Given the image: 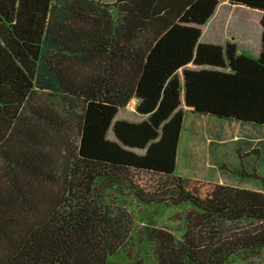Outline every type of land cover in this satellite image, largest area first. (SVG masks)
I'll return each mask as SVG.
<instances>
[{"label":"trees","instance_id":"16d2710c","mask_svg":"<svg viewBox=\"0 0 264 264\" xmlns=\"http://www.w3.org/2000/svg\"><path fill=\"white\" fill-rule=\"evenodd\" d=\"M228 2L263 12L256 57L199 42L218 0H0V264L131 257L111 192L187 204L179 237L145 227L153 264L260 262L264 179L174 174L181 96L195 114L264 122V0ZM132 98L143 118L115 119Z\"/></svg>","mask_w":264,"mask_h":264},{"label":"crops","instance_id":"0c3cea01","mask_svg":"<svg viewBox=\"0 0 264 264\" xmlns=\"http://www.w3.org/2000/svg\"><path fill=\"white\" fill-rule=\"evenodd\" d=\"M228 7L240 8L247 14L245 17L243 16L244 19L239 18L243 22L239 25L241 29L237 28L238 34L231 36L228 42L235 43L238 54L256 57L262 33L259 19L263 15V12L230 4L229 2ZM216 9L217 6L212 16L200 26L201 34L199 42L201 43L218 44L203 35V27L207 22L212 20ZM231 14V12L228 13V16H230L228 17V21L231 20ZM249 16L253 18L248 19ZM186 68L200 69L210 67H199L190 63L186 65ZM181 108L184 111V115L176 148L174 174L180 177L194 178L239 188L261 190V179H264V122L253 124L233 119H218L209 115L195 114L184 105L182 96ZM186 117L191 120L190 123H199L200 125H205L214 120L224 122L222 123V131L216 134L218 135V140H214L209 136L206 130L201 134V131L204 129L194 125L193 133L189 134L187 144L183 146L181 134ZM214 141L217 143H212ZM198 143L201 145L200 148H203L202 153H198L197 151L196 145ZM223 164L226 167H221ZM215 166L216 170L209 169V167L214 168ZM228 171H232L233 179H240L239 184L234 183L233 180H228Z\"/></svg>","mask_w":264,"mask_h":264},{"label":"rangeland","instance_id":"374dc122","mask_svg":"<svg viewBox=\"0 0 264 264\" xmlns=\"http://www.w3.org/2000/svg\"><path fill=\"white\" fill-rule=\"evenodd\" d=\"M106 1L110 3L114 0ZM112 12L114 13L115 10L112 9ZM230 12L232 13L231 20L228 21V17H230L228 16V13ZM248 13L252 14L251 12ZM246 15L247 14L240 8L235 9L228 7V0H218L217 9L212 20L207 22V24L203 27V35L210 38L214 41V43H218L223 46L229 41L231 36L238 34L236 29H241L239 25H241L242 22L239 18L244 19ZM252 18V16L248 17V19ZM178 74L181 75V71H178ZM136 102L135 98L130 99L124 107L118 110L115 119L127 120L131 122L140 121L143 117L135 112ZM190 121L191 120L186 117L183 124L181 134V143L183 146L187 144L189 134L193 133L194 125L204 129L201 131V134L206 130L209 136H211L214 140H218V135L216 134L222 131V123H224L214 120L210 123H206L205 125H200L199 123H190ZM107 138L113 140L115 139L111 129L107 132ZM212 143L217 142L214 141ZM196 146L195 147L197 148L198 153H202L203 148H200V143ZM221 167L226 166L223 164ZM209 169L216 170V166L214 168L209 167ZM228 173L229 181L233 180L236 184L240 183L239 178L233 179L232 171H228ZM111 195L113 197L112 200L118 205L124 207L130 213L132 218L130 238L124 245V248L128 250L131 257L128 256L127 252L120 250L109 256L106 260V264H153V256L151 254L150 245L147 242L144 233V229L147 226H155L169 230L176 237H179L182 234V216L187 209V204H181L178 206L164 204L142 205L129 195H120L115 192H111ZM231 264L246 263L239 258H235ZM256 264H264V257Z\"/></svg>","mask_w":264,"mask_h":264},{"label":"water","instance_id":"95a60500","mask_svg":"<svg viewBox=\"0 0 264 264\" xmlns=\"http://www.w3.org/2000/svg\"><path fill=\"white\" fill-rule=\"evenodd\" d=\"M182 101H183V96H182Z\"/></svg>","mask_w":264,"mask_h":264}]
</instances>
